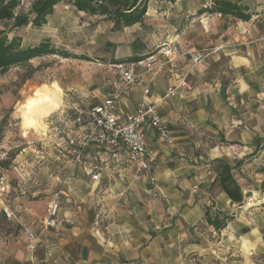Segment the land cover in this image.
<instances>
[{"label": "crops", "instance_id": "obj_1", "mask_svg": "<svg viewBox=\"0 0 264 264\" xmlns=\"http://www.w3.org/2000/svg\"><path fill=\"white\" fill-rule=\"evenodd\" d=\"M233 1L250 8L251 21L199 14L209 0H150L143 23L110 34L105 43L120 45L116 60L147 55L155 67L164 65L123 92L119 111L156 109L173 142L146 131L157 155L151 173L128 167L125 152L119 159L104 152L99 181L75 166L53 195L33 202L20 197L22 206L9 203L19 212L9 221L22 228L0 264H32L43 257L42 247L29 249L27 233L38 229L55 200L59 223L50 238L56 264H257V252L264 255V162H259L264 86L248 83L247 72L257 67L255 61L264 64V21L259 20H264V0ZM79 13L88 21L106 17ZM137 38L144 50L132 55ZM199 53L205 58L195 64ZM101 70L103 83L93 104L125 85L108 65ZM184 80L193 84L192 91L165 97ZM213 201L233 216L221 232L205 221V207Z\"/></svg>", "mask_w": 264, "mask_h": 264}, {"label": "rangeland", "instance_id": "obj_2", "mask_svg": "<svg viewBox=\"0 0 264 264\" xmlns=\"http://www.w3.org/2000/svg\"><path fill=\"white\" fill-rule=\"evenodd\" d=\"M21 1L16 13H29L35 0ZM79 12L70 0H63L41 27L30 24L14 28L12 22L0 24V31H5L9 40L19 37L23 48L49 41L60 53L73 56H45L0 72V127L3 128L0 188L9 187L6 192L0 190V256L17 242L22 228L8 220L4 208H10L18 216L19 212L9 203L16 201L15 205L22 206L20 197L33 202L53 195V189L65 185V173L75 169L66 152L67 137L73 130L74 108L85 110L98 102L95 96L103 83L101 69L115 61L120 46L105 43L110 34L116 36L120 32L114 31L107 17L88 21ZM156 51V47L149 50L152 54ZM255 63L253 72H247V81L253 86H264V64ZM241 74L231 78H239ZM259 162H264V153ZM261 234L264 237V229ZM254 259L257 264H264L260 252Z\"/></svg>", "mask_w": 264, "mask_h": 264}, {"label": "built area", "instance_id": "obj_3", "mask_svg": "<svg viewBox=\"0 0 264 264\" xmlns=\"http://www.w3.org/2000/svg\"><path fill=\"white\" fill-rule=\"evenodd\" d=\"M205 58L204 53H199L194 63L199 64ZM110 68L120 74L125 85L122 91L115 92L98 104H93L87 109L74 108L71 134L67 137V153L74 166L82 168L94 182L100 180L104 152L111 154L112 159H119V153H126L128 167L141 172L151 173L157 163V155L149 146L146 131L154 130L166 144H172L173 137L167 122L154 108L139 107L132 113H121L119 101L125 90L137 86L144 74L154 75L161 72L164 65L155 67L150 60L138 63L120 62ZM142 67L139 71L136 67ZM107 84L108 81L104 80ZM179 88L182 92H179ZM183 90L192 91V84L184 80L180 86L168 89L166 98L182 96ZM150 94V90H146ZM7 186L0 188L6 192ZM60 204L53 201L48 210V216L43 220L37 230L29 231L28 247L35 252L39 247L44 250L42 258L33 259L32 264H56L53 254V242L50 231L59 223ZM4 213L8 220H13L15 214L10 208L5 207ZM1 253V251H0Z\"/></svg>", "mask_w": 264, "mask_h": 264}, {"label": "trees", "instance_id": "obj_4", "mask_svg": "<svg viewBox=\"0 0 264 264\" xmlns=\"http://www.w3.org/2000/svg\"><path fill=\"white\" fill-rule=\"evenodd\" d=\"M63 0H35L30 12L17 14L16 10L21 6V0H0V24L3 22L13 23L14 28L29 26L41 27L47 23L48 17L53 15L55 8ZM150 0H70L72 5L80 12L88 15L106 16L114 24V31H121L123 28L131 27L144 22L147 13V6ZM210 5L202 8L199 14H219L223 18H233L242 22H249L253 13L247 5L233 0H209ZM143 43L137 40L132 48L135 51H143ZM61 55L64 58H72L68 53H60L52 47L49 41L38 46L23 48L19 37L9 40L5 31H0V72L5 73L13 67L24 66L34 59ZM79 59V57H74ZM147 58V55L127 59L126 61L116 60L109 64L114 65L120 62L138 63ZM87 60L88 59H84ZM3 137V128L0 127V141ZM256 153L249 157L254 156ZM248 157V158H249ZM243 162L239 161L236 166ZM4 164V163H3ZM6 167V164H4ZM205 221L215 231L221 232L226 229L233 216L220 210L213 201L205 207Z\"/></svg>", "mask_w": 264, "mask_h": 264}]
</instances>
